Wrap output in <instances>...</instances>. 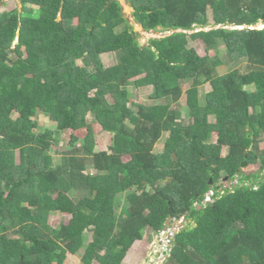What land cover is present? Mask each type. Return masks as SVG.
Returning a JSON list of instances; mask_svg holds the SVG:
<instances>
[{
	"label": "trees",
	"instance_id": "16d2710c",
	"mask_svg": "<svg viewBox=\"0 0 264 264\" xmlns=\"http://www.w3.org/2000/svg\"><path fill=\"white\" fill-rule=\"evenodd\" d=\"M19 2L0 12V264L76 253L78 264H122L168 218L193 225L163 264H264V0H127L143 30L168 32L145 45L119 0ZM219 44L226 71L208 54ZM131 80L155 102H129ZM39 111L54 129L33 131ZM88 114L110 134L106 150ZM83 128L55 163L58 134ZM242 161L256 171L239 173ZM222 176L237 184L223 188ZM61 211L68 223L51 227Z\"/></svg>",
	"mask_w": 264,
	"mask_h": 264
},
{
	"label": "rangeland",
	"instance_id": "374dc122",
	"mask_svg": "<svg viewBox=\"0 0 264 264\" xmlns=\"http://www.w3.org/2000/svg\"><path fill=\"white\" fill-rule=\"evenodd\" d=\"M122 6V11L125 17L128 19L129 24L133 27V30L138 33L137 40L141 45L147 44V41L151 37H160L168 34V32L162 31L160 28L157 30L145 31L142 27L134 20L132 15V8L130 7L127 0H119ZM5 6H0V12L7 10L14 4L19 8L20 2L19 0H5ZM210 18V15H209ZM76 22V20H73ZM211 23V22H210ZM207 26L205 29H209ZM255 28H263L264 25L261 23L254 26ZM194 46H197L198 52L200 54L204 53V49L199 42H194ZM18 55H20L23 59L29 62L34 61V56L25 52L23 49L19 50ZM213 57V64H215L219 70L226 71L227 65L225 62V54L223 45H218L215 50H211L208 53ZM103 59L108 63L112 64L115 62L114 54L111 53L109 55H104ZM78 63H81L78 60ZM240 64L245 65V61H241ZM231 66V64H229ZM60 77H65V72L63 68L59 70ZM127 85L126 88L122 90V93L127 96L129 102H138V103H151L155 102L150 95L153 94V89L151 85H147L145 83H141V85H136L132 82ZM210 85L204 84L200 87V92L204 94L209 91ZM245 89H248L245 87ZM107 99L111 101L110 95L107 94ZM37 122L36 126L33 128V131L38 132L42 131L46 128L54 129L55 122L50 121L41 111L37 113V116L34 118ZM87 120L92 125V139L95 143L97 150H106L109 141L111 139L110 134L105 130V128L95 120L94 116L91 114L87 115ZM75 135L78 137H83L86 134V129H78V130H65L58 134L57 139L58 143L51 145L48 150V156L54 160L55 163L60 161V157L62 154V147L68 142L70 135ZM216 138V134H213V141ZM162 143H158L156 148H160ZM263 145V143H261ZM20 151V152H19ZM17 151L16 158L17 160H22L23 152L22 150ZM222 153H225V149L222 150ZM128 157H125L127 159ZM257 169V165H246L243 168L244 173L254 172ZM264 173V171H263ZM237 178L234 180H228L227 177L222 176L218 179L217 184H220L223 188L232 189L237 184ZM121 203V202H120ZM70 219V214L66 211L51 213L48 217V224L51 227H55L60 224H67ZM193 225V222L189 220H184L180 218L178 220H174L166 225L161 232H155L153 230H146L142 233V236L137 238L134 244L129 249L126 257L124 258L122 264H163L165 258L168 256V251L170 248V239L176 234L180 229L185 227L186 225ZM87 239H90L87 236ZM80 253L76 254H67L66 264H78L80 261ZM92 264H100L99 259H94Z\"/></svg>",
	"mask_w": 264,
	"mask_h": 264
},
{
	"label": "water",
	"instance_id": "95a60500",
	"mask_svg": "<svg viewBox=\"0 0 264 264\" xmlns=\"http://www.w3.org/2000/svg\"><path fill=\"white\" fill-rule=\"evenodd\" d=\"M246 165H247V163H246L245 161H242V162H241V169H239L238 172H239V173H244L243 168H244ZM210 181H211V179H210ZM169 223H170V219L168 218V219L166 220L165 226L168 225Z\"/></svg>",
	"mask_w": 264,
	"mask_h": 264
},
{
	"label": "built area",
	"instance_id": "2783aa9c",
	"mask_svg": "<svg viewBox=\"0 0 264 264\" xmlns=\"http://www.w3.org/2000/svg\"><path fill=\"white\" fill-rule=\"evenodd\" d=\"M212 194H213L212 191H210L207 194H205L204 201H210Z\"/></svg>",
	"mask_w": 264,
	"mask_h": 264
},
{
	"label": "clouds",
	"instance_id": "9594fccd",
	"mask_svg": "<svg viewBox=\"0 0 264 264\" xmlns=\"http://www.w3.org/2000/svg\"><path fill=\"white\" fill-rule=\"evenodd\" d=\"M239 28H241V27H239Z\"/></svg>",
	"mask_w": 264,
	"mask_h": 264
}]
</instances>
